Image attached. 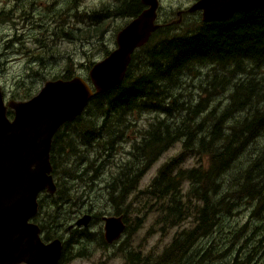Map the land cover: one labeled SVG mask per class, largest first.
<instances>
[{
  "label": "trees",
  "instance_id": "1",
  "mask_svg": "<svg viewBox=\"0 0 264 264\" xmlns=\"http://www.w3.org/2000/svg\"><path fill=\"white\" fill-rule=\"evenodd\" d=\"M13 1L0 8V21H18L4 48L18 44L26 68L41 81L62 40L96 38L105 55L111 21L125 17L126 23L144 7L141 0H103L79 10L81 0H67L55 10L62 0H44L46 12L35 15L39 0ZM28 23L38 33H31L33 48L24 43L22 28ZM177 24L160 22L135 49L123 80L94 94L79 115L56 130L50 148L55 195L58 203L60 195L70 199L68 180L92 188L101 180L110 215H121L126 223L141 175L179 141V151L138 192L162 233L177 229L156 254L124 249L125 263L264 264V5L225 20L194 17L182 28L175 29ZM64 68L52 78L73 76L69 64ZM35 91L25 86L16 97L26 99ZM146 111L154 112L153 119L137 139L130 137L129 157L112 166L118 144ZM190 158L195 162L185 164ZM95 208L88 204L80 211L91 215ZM207 237H212L208 246L197 249Z\"/></svg>",
  "mask_w": 264,
  "mask_h": 264
},
{
  "label": "water",
  "instance_id": "2",
  "mask_svg": "<svg viewBox=\"0 0 264 264\" xmlns=\"http://www.w3.org/2000/svg\"><path fill=\"white\" fill-rule=\"evenodd\" d=\"M141 2L140 12L117 31L115 47L91 65L88 80L77 74L47 79L29 98L7 101L0 86V264L57 262L59 240L43 242L38 225L30 221L38 207V192L56 189L50 160L52 137L62 123L84 110L94 94L123 80L135 49L159 27V0ZM261 5L264 0H195L187 11L201 9L202 20H219ZM90 218L84 213L76 223L86 225ZM104 230L107 241L118 238L125 230L122 216H104Z\"/></svg>",
  "mask_w": 264,
  "mask_h": 264
},
{
  "label": "rangeland",
  "instance_id": "3",
  "mask_svg": "<svg viewBox=\"0 0 264 264\" xmlns=\"http://www.w3.org/2000/svg\"><path fill=\"white\" fill-rule=\"evenodd\" d=\"M67 0H62L61 3H57L54 5V9H63L66 7L65 3ZM103 0H81L79 2V10L90 9L96 7ZM195 0H159L158 7V17L157 21L159 22H168L173 21L178 18L176 11L179 8H187L190 6ZM13 0H0V8L9 7ZM36 13L46 12V8H44V0H39V5L36 6ZM194 17H200V12H186L184 14L183 21L180 24L175 25L176 28H182L186 26L188 22H190ZM125 17H116L111 21V24L108 30L105 33V39L110 47L109 49H113L115 47V35L117 31L123 26L125 23ZM71 23L74 22L73 17L69 19ZM26 23H20V27ZM18 25V21L11 20H2L0 21V86L3 91V95L6 99H20L16 97V93L20 91L21 88L25 86H30L32 90L36 91V93L42 84L43 80L39 78V76H35L32 72L28 71L26 68L27 58L23 51H19L17 45H13L11 48H4L5 39H8L9 36L12 35L14 31V26ZM120 25L121 27L114 31L115 27ZM31 25L28 23L27 26H24L23 33L25 36V45L31 48L35 47L34 36L31 35L33 32L34 35L36 30L30 29ZM60 53L54 62L53 60L48 61V65L44 75L47 79L52 78L56 74H60L64 71L65 65H70L72 67L73 75H81L85 79H89L87 67L89 60H93V62L100 60L105 55L103 54V45L98 44V39L92 38L89 42H81V41H68L66 39L62 40L58 45ZM109 50V51H110ZM85 55H84V54ZM71 57V61H67V58ZM59 78V77H58ZM33 93V94H34ZM32 94V95H33ZM198 97V95H196ZM223 96H219L215 99L214 102L222 99ZM9 110H11L9 108ZM12 110L10 116L12 117ZM154 117V112H144L139 118L136 120V127H131L129 138L126 141L118 144L114 156L111 160V165L115 166L120 160L126 159L129 157V149L132 144V141L129 140L130 137L138 138L139 130H145V126L147 123L152 120ZM264 136L260 138L263 140ZM180 149V143L175 142L166 152H164L148 169L144 174L141 175L139 182L137 184V189L132 191L129 200L131 204H129L126 208V212L128 214L126 216L127 228L121 234V236L115 240V242L108 244L105 246L103 244V222L101 221L100 214L110 215L113 214V207L106 200L105 190H100V187H103V182L101 180H95V182H100L94 184V188L88 185H83L80 181L77 180H68L66 184L70 185L72 194L70 199L62 198V204L64 203V207L62 208L64 213L68 211V224L72 222L73 216L77 213H83L80 211L81 208H87L88 204H95L96 208L94 209V218L92 221L90 220L88 225L84 228L82 227L80 231H77L75 234H81V237H78V242L74 244H69L67 246V251L64 256L65 260L63 264H126L124 259V249L127 250H139L143 254H147L149 251L153 254L161 251L162 247L170 240L172 234L177 229L176 227L172 228L167 233H162L157 225H155L154 219L156 214L154 212L148 213V206L146 201L144 200L145 195L138 193L141 190H144L153 176L156 174L159 166L164 163L167 159H169L172 155L177 153ZM194 159H188L185 164L194 163ZM184 164V165H185ZM114 169V168H113ZM78 182V183H77ZM74 187V188H73ZM76 188V189H75ZM75 190V191H74ZM44 196L45 202L46 194L42 193ZM138 195V197H137ZM46 207V206H45ZM123 209V208H122ZM45 208H43V211ZM48 208L46 207V211ZM87 213V212H86ZM84 214V213H83ZM244 216L245 212H241L239 217ZM186 225L188 223H185ZM78 234V235H79ZM66 237L68 238L69 232H67ZM220 239V236L217 235ZM212 237L203 238L199 241L197 245V249L202 247H207ZM81 251L82 254L78 253ZM145 262V260H144ZM216 264H222L217 262Z\"/></svg>",
  "mask_w": 264,
  "mask_h": 264
},
{
  "label": "flooded vegetation",
  "instance_id": "4",
  "mask_svg": "<svg viewBox=\"0 0 264 264\" xmlns=\"http://www.w3.org/2000/svg\"><path fill=\"white\" fill-rule=\"evenodd\" d=\"M187 8L177 9L176 14H177L178 18L176 20H173V21L172 20L168 21V22H166V24H168V23L169 24L181 23L183 21L184 14L186 12H192L193 13L195 11L196 12L198 11V12H200V18L202 19V10L201 9H196L193 11H187ZM179 10L181 11L180 14L177 13ZM52 176L55 179L53 173H52ZM55 182H56V180H55ZM56 190H57V188L53 192H51L48 189L44 188L38 192V194H37L38 207H37L36 212L31 216L30 221H32L38 225L39 236L43 242L48 243V242L55 240V239L59 240L60 245H61V250H60L59 258L55 264H63V262L65 261L63 259H64V256L66 254V251H67V246L69 244H73V242H74V244L77 243L78 242L77 236L81 237V234H79V233L75 234V233L77 231H80L82 227L84 228L88 224L83 225V224H77L76 223L77 222L76 220L79 219L83 215V213L75 214L73 216L74 220L72 222H69L68 224H66L68 222V218H67L68 211L66 214V212L64 213V211L62 209L64 207L63 206L64 203L62 204V198L65 199L66 196L60 195L62 198H60V203H58L59 198H58V196L55 195ZM43 192H45V194H46L45 195L46 199H47L46 202L44 200V196L42 195ZM45 206L48 208L47 211H46ZM43 208H45L44 211H43ZM104 216L105 215L100 214L101 221L103 222V231H102L103 240L102 241H103V244L105 246H107L108 244L115 242V240H117L118 238H116L113 241H107L105 239V236H104V233H105ZM93 218H94L93 213H91L90 220L92 221ZM67 232H69V235H70V236H68V238L65 235ZM78 253L82 254L81 251H78L77 254ZM15 264H25V262H18Z\"/></svg>",
  "mask_w": 264,
  "mask_h": 264
},
{
  "label": "bare ground",
  "instance_id": "5",
  "mask_svg": "<svg viewBox=\"0 0 264 264\" xmlns=\"http://www.w3.org/2000/svg\"><path fill=\"white\" fill-rule=\"evenodd\" d=\"M237 12V11H236ZM235 12H233L231 15H229L227 18L225 19H228L229 17H231ZM225 19H219V20H225Z\"/></svg>",
  "mask_w": 264,
  "mask_h": 264
}]
</instances>
